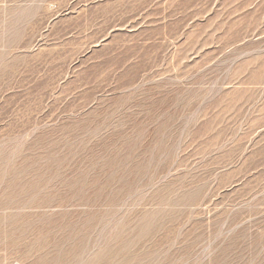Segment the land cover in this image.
Masks as SVG:
<instances>
[{
  "label": "rangeland",
  "instance_id": "374dc122",
  "mask_svg": "<svg viewBox=\"0 0 264 264\" xmlns=\"http://www.w3.org/2000/svg\"><path fill=\"white\" fill-rule=\"evenodd\" d=\"M0 264H264V0H0Z\"/></svg>",
  "mask_w": 264,
  "mask_h": 264
}]
</instances>
